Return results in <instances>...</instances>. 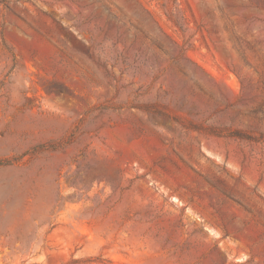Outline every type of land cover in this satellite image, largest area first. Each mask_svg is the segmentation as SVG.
Masks as SVG:
<instances>
[{"label": "rangeland", "instance_id": "1", "mask_svg": "<svg viewBox=\"0 0 264 264\" xmlns=\"http://www.w3.org/2000/svg\"><path fill=\"white\" fill-rule=\"evenodd\" d=\"M0 264H264V0H0Z\"/></svg>", "mask_w": 264, "mask_h": 264}, {"label": "water", "instance_id": "2", "mask_svg": "<svg viewBox=\"0 0 264 264\" xmlns=\"http://www.w3.org/2000/svg\"><path fill=\"white\" fill-rule=\"evenodd\" d=\"M183 62L184 63H186V64H189L190 65V62L189 61H187V60H183ZM203 78V77H202ZM204 78H206V77H204ZM208 79V78H207ZM210 80V79H209ZM211 82H212V80H210ZM213 83V82H212ZM214 84V83H213ZM215 85V84H214Z\"/></svg>", "mask_w": 264, "mask_h": 264}]
</instances>
